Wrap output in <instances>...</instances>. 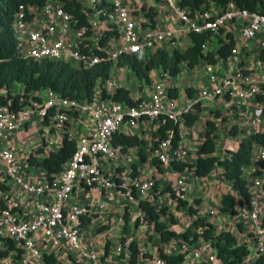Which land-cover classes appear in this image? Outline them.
<instances>
[{"label":"built area","instance_id":"1","mask_svg":"<svg viewBox=\"0 0 264 264\" xmlns=\"http://www.w3.org/2000/svg\"><path fill=\"white\" fill-rule=\"evenodd\" d=\"M158 1L160 10L169 17L170 24L166 29L155 28V23L152 27V20L146 15L149 10L140 14L139 8L129 0H78L79 11L83 15L81 24L58 0H44L39 8L18 4L11 30L19 57L34 61H60L80 70L110 63L111 75L107 80L97 81L90 102L63 98L54 91L43 90L35 92L25 104L20 97L19 103L23 106L18 111L0 104V202L4 207L0 209V264H48L45 259L48 254L62 264H101L103 253L98 252L92 243L81 242L83 226L80 223L82 219L92 217L94 212L107 216L111 206L116 208L120 205L117 195L123 196L129 207L135 206L137 213L133 215V224L139 220L135 227L147 235V240L151 235V240L157 244V248H161L163 254L183 255L182 264H223L210 243L201 239L193 244L182 240L167 244L159 242L154 225L142 219L143 212L138 208V202L144 200L154 203L157 209L166 207L155 202L156 180L153 177L142 178L139 174L132 176L135 158H138L137 148H128L132 149L131 152L128 149L123 151L122 146H116L112 141L115 134L138 136L143 138L145 148H151V157L157 158L160 166H169L171 160L184 161L188 157L180 142L184 137V113L194 112L195 103L201 106L204 102L217 99L234 102L242 112L239 127L245 133H254L264 127V78L255 81L242 56L232 53L227 59L231 68L223 75L218 74L211 67L213 65L204 63L207 65L206 81L186 104H179L177 97L168 96V89H176L177 85L171 81L174 77L161 69L150 73L148 84L143 83L149 85L146 93L137 98L131 95L137 101L133 106L110 98L102 99L101 90L112 94L120 87L128 89V86L120 85L113 75L120 68L116 66L119 57L153 52L160 49L155 47L161 39L174 44L180 35L189 36L191 32L211 31L218 35L219 30L229 23L240 22L243 42L250 43L258 38L262 51L264 13L240 8L229 1L224 8L210 3L207 8L189 15L188 8L179 4L182 0ZM103 38L106 41L101 43ZM204 48L215 53V39L207 41ZM262 68L264 61H257L256 70ZM2 93L5 94V90ZM251 102L253 108L249 109ZM34 114L41 124L35 133L42 149L53 145L51 131L61 134L62 138L64 126L68 124L69 129L70 124L81 116L87 118L92 130V133L75 140L67 129L70 139L76 141L75 152L51 181L45 179V172L34 181L26 178L20 170L14 136L26 128ZM166 119L178 123L179 143L176 148L171 146L170 130L166 131L164 139H159L157 128ZM227 126L230 129L233 124ZM205 131L202 130V136ZM36 149L29 154L36 157ZM259 149L255 147L253 151ZM259 155L264 158L263 151ZM188 169L180 172L170 168L166 175L168 181H173L175 202L177 199L184 200V194L193 185L194 178H198L193 175V170V177L188 174ZM135 170L138 172L137 167ZM116 179L121 181L125 192L117 189ZM259 180L264 186V176ZM77 188L104 195V201L94 202L90 198L86 203L80 202ZM249 195L247 218L259 226L251 232L252 236L247 233L250 243L242 240L251 250V256L249 252L245 258L247 264L264 253V192L259 190L252 195L249 191ZM197 207L199 214L205 217H214L217 213L210 208L202 213L200 203ZM184 208L187 210L186 206ZM119 221L122 222V218L119 217ZM114 226H109V236ZM131 242H135L134 236L128 234L114 244L115 252L123 255L126 261ZM138 250L135 264H140L143 253V249ZM151 261L152 264H167L156 252Z\"/></svg>","mask_w":264,"mask_h":264},{"label":"trees","instance_id":"2","mask_svg":"<svg viewBox=\"0 0 264 264\" xmlns=\"http://www.w3.org/2000/svg\"><path fill=\"white\" fill-rule=\"evenodd\" d=\"M58 1H61L64 8L74 14L81 24L83 15L79 11L80 5L78 4V0ZM229 1H232L240 8L250 11L258 10L264 13V0H182L179 4L182 7H187L189 15H193L207 8L210 3L224 8ZM43 2L44 0H0V104L9 105L13 111L21 109L23 104L26 103L25 101L33 96L35 92L43 90L54 91L63 98L90 102L94 89L98 85L97 81L107 80L111 75L110 63H100L91 69L80 70L60 61H34L19 57L16 50V40L11 30L14 11L19 3L29 4L32 7L39 8L43 5ZM146 15L152 20L151 26L154 27V11L150 9ZM188 38L190 45L182 51L176 49L172 51L156 49L153 52L145 54H124L119 57L116 66L127 67L136 75L140 83L148 84L150 82L151 72H156L161 69L169 76L176 77L180 73L182 64H185L189 68H193L200 62L214 65L219 60H227L235 49L233 34L224 29H220L218 35L211 31L205 33L191 32ZM214 39L216 42L215 53L205 50L204 45L206 42ZM104 41H106V38L101 39V43ZM260 60L264 61V50L260 53ZM16 87L20 88L17 89ZM2 90H5V94H2ZM15 90L17 92L21 90V95L17 94ZM13 92H16V94L12 96ZM185 93L188 97H193L195 92L190 88H186ZM168 96L176 98V89L169 88ZM20 97L24 99L23 104L19 103ZM101 98H110L114 101L124 102L129 106H133L137 102L131 98L130 91L124 87L118 88L112 94H107L104 90H101ZM257 99L261 100L260 97ZM193 107L194 112L184 113L183 115V124L185 127L193 126L198 118L197 115L200 113L199 103H195ZM209 114L210 116L221 117V120H224V117L221 116L219 111H211ZM205 124L206 131L202 143L196 150L195 164L191 165L185 161L171 160L169 167L172 170L180 172L185 168H192L193 175L201 178L213 171L216 165H219L223 169L225 179L231 182L233 191L238 193L244 202L248 203L250 198L249 188L243 173L244 169L251 163L254 148L264 147V131L255 132L244 137L239 141L237 149L230 152L228 158L219 160L215 155L214 124L209 119ZM178 127V123L166 119L157 128L159 139H164L166 137V131L170 130L171 146L176 148L179 143ZM67 129L68 124L64 126L61 144L56 151H49L41 159L36 158L32 153L27 157L29 165L44 169V176L47 181L52 180L53 175L62 169V166L75 152L76 141L70 139ZM238 131L235 126H231L229 129L232 135L237 134ZM112 142L116 146H122L123 151L136 147L138 160L140 162L147 161L148 156L146 152L151 150V148L147 149L144 147L143 138L115 134ZM40 152H42V148L38 147L35 153ZM150 162L158 172L161 171L160 162L157 158L151 157ZM133 168L134 170L131 172V175L136 176L138 172L135 170V164ZM116 183L117 189L122 192L126 191L121 187L120 180L116 179ZM0 189H2V186H0ZM162 192L167 193L172 199L176 198L175 191L169 186L163 189ZM192 202L194 203H188L182 199H177L175 202L177 208L186 206L187 214L192 218L191 229L180 232L168 228V222L171 221V218L167 221L160 220V216L165 215L167 212L166 207L163 206L157 209L154 203L144 200L138 202V208L143 212L142 219L154 225L158 240L161 244L181 240L193 244L198 239H201L204 242L210 243L215 250L216 257L223 264H247L245 263V258L250 252L247 243L240 240L239 237L229 230L223 229L217 231L214 225L208 221L207 217L199 214L197 205L200 203V200L194 199ZM220 205L219 212L227 215L236 205V197L232 193H225L220 198ZM3 208V204L0 202V209ZM90 220L91 217L84 218L81 220L80 225L84 226ZM139 223V220H136L135 225ZM262 225L264 226V219ZM236 227L241 230L242 223L238 222ZM248 236H252V233L249 232ZM148 239L151 240V235L148 236ZM108 250V245H106L100 257L101 264H111L107 261ZM138 254L137 244L131 242L129 245L128 263L135 264ZM156 255L163 258L167 264H182L183 262V255H165L160 247L157 248ZM141 257H149V255L142 253ZM45 259L48 264H62L51 254L45 255ZM251 264H264V253L258 255Z\"/></svg>","mask_w":264,"mask_h":264},{"label":"crops","instance_id":"3","mask_svg":"<svg viewBox=\"0 0 264 264\" xmlns=\"http://www.w3.org/2000/svg\"><path fill=\"white\" fill-rule=\"evenodd\" d=\"M133 3L136 8H139L138 13L145 14L148 10H153L155 28L166 29L169 24L168 15L164 14L160 10V4L158 0H129ZM242 24L240 22L229 23L224 30L233 34L235 39V49L233 54H239L242 56L244 65L248 68L249 73L255 81H262L264 78V68L256 70V63L260 60L261 48L259 46L258 38L252 40L250 43H244L242 39ZM190 45V40L186 35H180L174 44H170L168 41L161 39L158 41L155 48L166 49L172 51L174 49L183 50ZM218 74H225L230 68L231 64L229 61H218L215 65L211 66ZM207 65L203 62L195 65L193 68L187 67L182 64L180 67V73L171 78V81L177 85V102L179 104H186L189 102L191 97L185 93L186 88L194 90V95L197 91L203 87L206 77ZM154 73H152V76ZM117 82L120 85L128 86L133 98H137L148 91L149 85L140 83L136 75L130 70L120 67L117 68L113 74ZM234 101V100H233ZM228 100H215L214 102H204L200 106V113L197 115L198 118L193 126L184 127V137L181 139V144L185 147L188 152V157L184 160L187 163L194 165V158L196 150L203 141L202 130L206 129V121L209 119L214 124V145L215 155L219 160L228 158L230 152L235 151L238 147V143L244 137L250 135L245 133L240 127V120L242 119V112L240 108ZM249 109L253 108V102L248 105ZM211 111H219L224 120L221 117L210 116ZM34 114L31 122H28L26 129L29 131H19L14 136V142L17 146V155L19 160L20 170L23 175L30 179L36 180L41 177L44 169L41 167H33L26 162V156L29 152L39 147V139L35 132L31 130H38L41 124L38 123V118ZM228 124H233L239 131L237 134L232 135L229 132ZM36 130V131H37ZM264 127L258 129L256 132H263ZM68 132L75 140H78L89 133H92L91 127L85 116L79 117L76 121L72 122L69 126ZM255 133V132H254ZM252 134V133H251ZM50 136L53 142L51 147L42 149V152L36 153L37 158L41 159L47 151H56L61 144V134L55 131L50 132ZM148 149V147H147ZM132 149H128L131 152ZM263 151L264 147H260L258 151L252 152V159L249 166L244 169L243 176L247 180L248 188L250 193L257 194L259 190L264 192V186L259 182V178L264 176V158L259 153ZM148 159L145 162H140L138 158H135V165L138 170V174L142 178L153 177L157 182V191H162L165 187L173 185V181H168L167 173L170 169L169 166H160L161 171L158 172L156 168L150 162L151 153L148 150L146 152ZM192 168L188 169V174L192 175ZM255 172V173H253ZM257 172V173H256ZM122 176L125 177V174ZM193 177V175H192ZM79 195V201L86 203L90 198H93L94 202H103L104 195L97 194L96 192L85 191L81 188L76 189ZM225 193H232L236 197V205L230 210L227 215L219 212L220 198ZM117 202L120 204L113 208L110 207V212L107 216H101L97 213H93L91 220L88 224L83 226L81 232L82 243H92L93 247L100 253H103L105 245H108V261L111 264H127L128 261L123 259V255H118L115 252V243L121 241L123 236L131 234L134 236V241L138 248H143V253L149 255V257H141L140 264H152L153 255L156 252L157 244L144 238L146 235L138 230L132 222L133 215L137 213L135 206L126 205L125 199L121 195H117ZM161 199V200H160ZM184 200L191 202L193 199L200 200V210L205 213L208 208L215 210L217 213L214 217H209L208 221L211 222L217 229H228L231 233L239 237L241 240L245 239L250 243L251 239L247 236L248 232H253L259 226L258 223L252 222L247 218L248 205L244 202L238 193L234 192L231 186V182L226 180L223 175V169L216 165L213 171L208 175L201 178H194V183L191 188L184 194ZM165 201L167 207V213L162 215L161 220L168 222V228L175 231H183L191 229L192 218L187 214V210L184 207L177 208L174 199L163 193L161 197H156L155 202L159 203ZM159 201V202H158ZM164 204V205H165ZM129 208V215L124 214V210ZM131 209V210H130ZM123 211L121 214L120 212ZM119 217L122 218V222L119 221ZM238 222L242 223V228L239 230L236 227ZM115 224L114 229L111 231L110 236L107 234L109 226ZM142 247V248H141ZM250 256H251V250ZM118 255V257H116ZM79 262L78 260H76ZM81 264V263H79Z\"/></svg>","mask_w":264,"mask_h":264},{"label":"rangeland","instance_id":"4","mask_svg":"<svg viewBox=\"0 0 264 264\" xmlns=\"http://www.w3.org/2000/svg\"><path fill=\"white\" fill-rule=\"evenodd\" d=\"M155 74H156V73H155ZM157 76H159V74H157ZM23 131H27V132H28L29 130L25 128ZM23 131H21V133H23ZM35 131H36V130H35ZM35 131H34V130H31L32 133L35 132ZM165 188H166V187H165ZM165 188H164V189H165ZM161 194H163L162 191H157V193H156V195H155L154 197H155V198L158 197V196L161 197ZM166 194H167V193H166ZM168 196H169V195H168ZM160 200H161V199H160ZM193 200H194V199H193ZM193 200H192V201H193ZM192 201H191V203H194V202H192ZM158 202H159V201H158ZM164 204H165V201H164V200L158 203V205H164ZM165 205H166V204H165ZM127 209H128V211L125 210V212H124L123 215H125V214H126V215H129V214H130V212H129V208H127ZM130 210H131V209H130ZM144 238L147 239V235H146ZM142 249H143V248H142ZM118 255H119V254H118ZM118 255H116V257H118ZM70 261H71V258H70ZM73 264H75V263H73Z\"/></svg>","mask_w":264,"mask_h":264},{"label":"clouds","instance_id":"5","mask_svg":"<svg viewBox=\"0 0 264 264\" xmlns=\"http://www.w3.org/2000/svg\"><path fill=\"white\" fill-rule=\"evenodd\" d=\"M16 88L19 89L20 87H19V88L16 87ZM15 91H16V90H15ZM16 92H17V91H16ZM16 92H15V94H16ZM19 93H21V90H20L19 92H17V94H19ZM2 94H4V93H2ZM19 95H21V94H19ZM105 246H106V245H105ZM105 246H104V247H105Z\"/></svg>","mask_w":264,"mask_h":264}]
</instances>
